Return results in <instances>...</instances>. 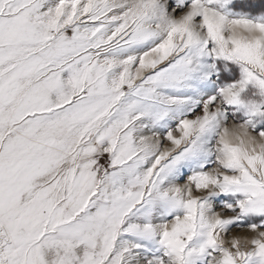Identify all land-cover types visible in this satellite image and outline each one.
I'll return each mask as SVG.
<instances>
[{
	"label": "snow or ice",
	"instance_id": "snow-or-ice-1",
	"mask_svg": "<svg viewBox=\"0 0 264 264\" xmlns=\"http://www.w3.org/2000/svg\"><path fill=\"white\" fill-rule=\"evenodd\" d=\"M0 264H264V0H0Z\"/></svg>",
	"mask_w": 264,
	"mask_h": 264
}]
</instances>
